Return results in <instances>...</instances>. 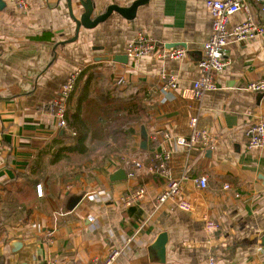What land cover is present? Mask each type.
I'll return each mask as SVG.
<instances>
[{
    "label": "crops",
    "instance_id": "1",
    "mask_svg": "<svg viewBox=\"0 0 264 264\" xmlns=\"http://www.w3.org/2000/svg\"><path fill=\"white\" fill-rule=\"evenodd\" d=\"M24 1L27 8L19 10L0 0V264L47 259L55 264H93L116 249L122 254L113 264H160L150 247L161 233L167 235L162 264H211L210 259L212 264H263L264 147L247 148V128L264 120V95L245 87L264 83V36L229 44V65L215 75L217 89L195 101L192 84L202 76L197 62L211 34L204 0H149L133 20L112 13L92 29L81 27L76 40L68 43L75 23L67 0ZM90 1L95 6L93 19L109 5L128 7L135 0ZM247 6L253 20L264 26V6ZM71 7L75 19L84 13L79 0H71ZM244 18L243 12L232 15L229 26ZM138 32L162 48L186 49L185 58L128 59L125 46ZM106 56L127 59L95 61ZM76 71L81 74L77 90L87 99H97L102 92L123 100L136 97L145 108L142 122L118 132L127 138L123 145L107 137L88 138L81 158L49 164L47 156L34 174L27 175L37 155L52 151L57 134L66 140L45 107ZM165 74L176 77L175 89H162ZM120 114V108L113 111ZM190 116L213 138L209 147L187 150L175 144L176 138H188ZM141 126L147 133L146 151L139 149ZM154 151L170 153L175 178L187 175L181 196L190 203L189 211L170 202L154 211L163 180L126 176L124 160L150 157ZM119 169L125 179L109 181ZM199 176L206 178L205 189L191 182ZM23 180L30 182V195L7 194L9 183ZM138 186L146 188L147 196L136 206L123 207L120 196ZM79 192H84L80 203L65 212L68 194ZM204 217L218 225L216 233H205ZM49 232L51 241L46 242Z\"/></svg>",
    "mask_w": 264,
    "mask_h": 264
},
{
    "label": "built area",
    "instance_id": "2",
    "mask_svg": "<svg viewBox=\"0 0 264 264\" xmlns=\"http://www.w3.org/2000/svg\"><path fill=\"white\" fill-rule=\"evenodd\" d=\"M19 10H25L24 0H8ZM253 2L264 6V0H204V6L211 17V34L209 39L202 47V55L197 62V67L202 71V76L193 82L191 98L198 101L201 95L208 91L217 89L215 75L222 72L229 65L227 49L231 43H248L256 38L264 36V26L255 22L250 15L247 3ZM238 12H243L245 18L239 24L229 26L230 17ZM125 55L132 61H138L143 57L154 55L158 59L168 61H180L186 56V49L162 48L150 36L143 32H138L132 41L125 46ZM79 71L71 73L61 84L57 97L49 104L46 109L52 113L57 129L66 128V113L68 109V99L79 76ZM163 90L175 89L177 79L173 74L162 75ZM246 90L264 95V83H249ZM187 126L189 129L188 138H176L175 144L184 149L190 150L194 145L202 148L209 147L214 141L213 138L204 130L198 127L197 118L190 116ZM165 138L167 134L163 135ZM264 147V120L252 122L247 128V148L255 149ZM170 153L157 152L151 153L150 157L134 155L130 159L124 160L126 176L129 178L144 177L153 175L161 178L164 182L163 190L156 195L153 203V210L157 211L167 202L174 204L182 211L190 210V203L181 196V190L187 175L175 178L169 166ZM198 189H205L207 181L204 176L195 177L191 180ZM36 193L41 196L40 186L36 187ZM147 196L144 186H138L127 190L120 196V204L123 207H133L138 205ZM62 215V213H60ZM204 231L212 235L218 231V225L210 218H203ZM52 233H47L46 242L51 241ZM122 254L121 249L111 250L104 258L95 261L93 264H113L118 256ZM213 263V259H210ZM35 264H55L54 260H40ZM264 264V263H263Z\"/></svg>",
    "mask_w": 264,
    "mask_h": 264
},
{
    "label": "trees",
    "instance_id": "3",
    "mask_svg": "<svg viewBox=\"0 0 264 264\" xmlns=\"http://www.w3.org/2000/svg\"><path fill=\"white\" fill-rule=\"evenodd\" d=\"M86 81H90L89 77ZM81 82V74H79L74 88L68 99V109L66 113L65 134L60 140L57 136L53 139L52 151H43L32 161L27 175L34 174L39 168V164L49 156V164H56L62 160L79 159L84 154V143L90 140L108 138L116 145H123L124 135L118 132L127 130L132 125L142 122V116L145 108L136 99L131 97L127 100L119 99L117 96L103 93L97 99H87L81 95V89L77 87ZM78 92V93H77ZM98 92H96V95ZM120 108V115H113V111ZM106 120V121H105ZM127 139V138H125ZM30 182L23 180L21 183H9L7 194L13 195V191L19 192L17 195H30ZM27 212L32 207L27 206Z\"/></svg>",
    "mask_w": 264,
    "mask_h": 264
},
{
    "label": "water",
    "instance_id": "4",
    "mask_svg": "<svg viewBox=\"0 0 264 264\" xmlns=\"http://www.w3.org/2000/svg\"><path fill=\"white\" fill-rule=\"evenodd\" d=\"M149 0H135L128 7H119L118 5H109L106 7L105 11L93 19L90 18L91 14L94 12V5L90 0H79V5L84 9V13L80 15L78 19H75L72 7L71 0H67L68 12L71 19L75 23V35L68 42H73L77 38V33L79 29L82 27L84 29H92L97 26L99 23L104 22L112 13L118 14L125 20H133L135 17V13L137 9L145 4H147ZM122 59H127L126 57H98L95 59L97 62H123ZM261 96V95H259ZM139 149L141 151L147 150V133L143 126L140 127V143ZM109 181L117 182L125 179V172L122 169L116 170L113 174L109 175ZM69 196L64 201V209L65 212H71L74 208L80 203L84 196V192H79L77 194H68ZM167 241V235L165 233H161L157 236L156 240L150 247V253L154 255V261L156 263H164L165 262V244ZM260 246L264 247V234L260 238Z\"/></svg>",
    "mask_w": 264,
    "mask_h": 264
}]
</instances>
